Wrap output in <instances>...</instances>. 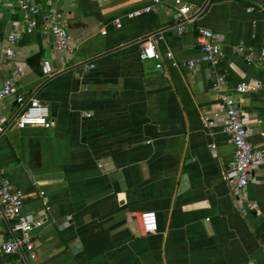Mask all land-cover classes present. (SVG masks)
I'll list each match as a JSON object with an SVG mask.
<instances>
[{
  "label": "crops",
  "instance_id": "0c3cea01",
  "mask_svg": "<svg viewBox=\"0 0 264 264\" xmlns=\"http://www.w3.org/2000/svg\"><path fill=\"white\" fill-rule=\"evenodd\" d=\"M175 1L134 16L154 1L43 0L73 35L74 52H60L41 16L34 32L10 42L8 34L24 31L21 10L0 0V85L12 78L48 105L54 122L20 129L17 97L0 99V163L24 192L23 214L45 221L34 232V258L23 248L0 264H264V167L253 168L244 190L245 214L221 98L240 100L252 143L264 147V0H182L190 20ZM201 28L225 51L215 65L201 57ZM149 41L159 58H141ZM8 46L16 54L7 61ZM167 52L195 66H175ZM245 81L262 88L237 92ZM145 211L157 213V232L144 231ZM12 224L0 221L5 237Z\"/></svg>",
  "mask_w": 264,
  "mask_h": 264
},
{
  "label": "built area",
  "instance_id": "2783aa9c",
  "mask_svg": "<svg viewBox=\"0 0 264 264\" xmlns=\"http://www.w3.org/2000/svg\"><path fill=\"white\" fill-rule=\"evenodd\" d=\"M43 0H17V4L21 10V23L24 26V31H15L8 34V40L12 43L18 42L22 39L23 33H32L39 26L38 16H41L53 35L54 44L60 52H74L73 35L69 24L63 13L51 9L43 11L40 2ZM53 1V0H45ZM152 5L146 6L141 10H137L132 15L139 16L154 10L156 5H159L162 0H153ZM175 6L182 15V20L191 19V6L184 3L182 0H176ZM254 6H250L249 10ZM182 23V21H181ZM180 32L183 31V26H179ZM199 43L201 50V57L206 62L215 65L220 59L225 56V51L221 46L220 38L210 28H201L199 35ZM241 52L246 51L244 44L238 46ZM16 51L12 47L3 48V56L5 59L12 60L15 57ZM262 60H264V48L260 52ZM142 59L159 58L160 54L157 50L155 41H149L144 50L141 52ZM248 62L256 60V56L252 51L246 52ZM166 57L171 60L175 66L188 65L195 66V60L183 62L181 64L175 59L172 52H167ZM158 68H163L162 63L156 65ZM88 68H94L95 64L90 63ZM42 69L46 76L53 74V67L51 61L46 58L42 61ZM22 73V69L19 68ZM226 83L223 75H217L215 79V86L221 90ZM262 88L260 81H245L237 84L236 90L239 93L258 91ZM16 96L17 101L21 105L20 115L17 119V127L24 129L27 126L40 125L44 127H51L53 120L51 118L50 109L47 104L42 102L35 96H24L19 92L16 82L8 77L0 85V99ZM223 107L226 114L225 130L230 136L231 142L235 147V160L232 164L233 173L236 178V183L233 187V192L236 196L238 207L247 214L250 211L251 204L244 198V190L248 186L253 177V168L255 166L264 167V147L255 146L251 141L252 129L246 123L244 111L239 99L232 94H221ZM90 116V113L86 114ZM210 123H214L211 121ZM24 192L22 188L16 184L5 172L0 163V221L12 220L11 235L5 237L0 231V256L12 254L18 249L26 248L31 256H36L34 232L42 227L45 223L44 219L23 214ZM141 222L146 233H155L158 231V218L155 211H145L141 214Z\"/></svg>",
  "mask_w": 264,
  "mask_h": 264
},
{
  "label": "water",
  "instance_id": "95a60500",
  "mask_svg": "<svg viewBox=\"0 0 264 264\" xmlns=\"http://www.w3.org/2000/svg\"><path fill=\"white\" fill-rule=\"evenodd\" d=\"M161 68H157V70H160Z\"/></svg>",
  "mask_w": 264,
  "mask_h": 264
}]
</instances>
